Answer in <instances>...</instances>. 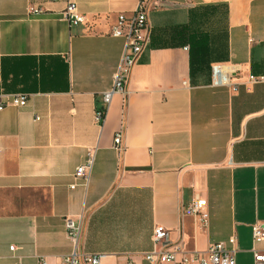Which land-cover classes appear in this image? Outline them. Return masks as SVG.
<instances>
[{
    "label": "crops",
    "instance_id": "0c3cea01",
    "mask_svg": "<svg viewBox=\"0 0 264 264\" xmlns=\"http://www.w3.org/2000/svg\"><path fill=\"white\" fill-rule=\"evenodd\" d=\"M139 2L77 0L85 21L72 25L63 0H0V96L29 97L0 115V264H62L65 218L101 264H150L156 226L189 252L235 248L236 264L264 250L252 235L264 224V83L249 81L264 76V0H145L149 44L98 122L125 49L112 28ZM199 42L207 63L193 75ZM216 64L239 66L230 86L212 83ZM92 152L85 187L75 172ZM197 199L206 223L185 213Z\"/></svg>",
    "mask_w": 264,
    "mask_h": 264
},
{
    "label": "built area",
    "instance_id": "2783aa9c",
    "mask_svg": "<svg viewBox=\"0 0 264 264\" xmlns=\"http://www.w3.org/2000/svg\"><path fill=\"white\" fill-rule=\"evenodd\" d=\"M57 2L61 0H48ZM66 3L63 17L72 25H77L85 21V17L79 12L77 0H63ZM34 15H41L45 10L39 6L31 11ZM115 37L125 39V49L122 63L115 76L113 90L103 96L105 106L98 109L96 120L102 122L105 118L107 107L111 103L114 92H123L129 72L136 64L141 54L145 51L150 41V30L147 19L145 0H140L134 14L130 18L120 16L117 23L112 28ZM239 71V66L216 64L211 67L212 83L216 86H230V78ZM251 84L264 83V76H250ZM29 103V97L23 94L1 95L0 96V115L8 107L23 108ZM121 134L115 136V148L120 152ZM95 153H89L84 164L79 166L75 172V179L81 181V185L87 187L89 184L91 171L94 166ZM79 183L70 186L75 189ZM207 201L205 199L194 200L185 210L187 215L199 216L204 223L208 220L206 212ZM67 236L73 244V250L62 258V264H101L103 254H82L78 251V243L81 235V225L72 218L64 220ZM169 231L163 226H156L153 233L154 248L152 251L142 254L145 261L150 264H236L235 248L229 249L224 243L212 244L205 252H189L180 244L168 241ZM252 235L255 241H264V224H254ZM229 243L236 245L237 239L231 237ZM11 251L15 247L10 248ZM255 264H264V250L254 252ZM39 264H47L41 260ZM127 264H136L133 258Z\"/></svg>",
    "mask_w": 264,
    "mask_h": 264
},
{
    "label": "trees",
    "instance_id": "16d2710c",
    "mask_svg": "<svg viewBox=\"0 0 264 264\" xmlns=\"http://www.w3.org/2000/svg\"><path fill=\"white\" fill-rule=\"evenodd\" d=\"M195 48V51H192ZM191 54V74H195L202 66L207 63L206 47L204 44L199 42L197 45L190 47ZM102 109V108H99Z\"/></svg>",
    "mask_w": 264,
    "mask_h": 264
}]
</instances>
